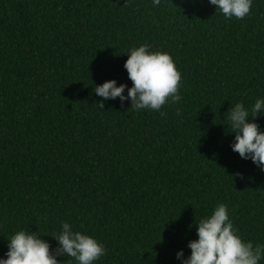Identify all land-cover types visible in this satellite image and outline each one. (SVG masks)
Instances as JSON below:
<instances>
[{
    "label": "trees",
    "instance_id": "16d2710c",
    "mask_svg": "<svg viewBox=\"0 0 264 264\" xmlns=\"http://www.w3.org/2000/svg\"><path fill=\"white\" fill-rule=\"evenodd\" d=\"M141 44L170 53L182 99L100 109L95 86L131 87L124 63ZM257 99L264 0L239 20L209 0H0V257L21 229L55 249L67 222L105 245L93 264H182L220 203L242 239L264 245V170L232 150L227 120Z\"/></svg>",
    "mask_w": 264,
    "mask_h": 264
},
{
    "label": "clouds",
    "instance_id": "9594fccd",
    "mask_svg": "<svg viewBox=\"0 0 264 264\" xmlns=\"http://www.w3.org/2000/svg\"><path fill=\"white\" fill-rule=\"evenodd\" d=\"M160 3L161 0H153L154 6ZM209 3L228 19H243L252 9V0H209ZM149 48L148 44H141L127 53L124 68L131 87L125 83L117 85L115 79L95 86L94 92L102 98L96 102L100 109L104 108L105 100L118 97L122 104L130 99V107L135 110L159 112L169 101L178 103L182 99L179 94L182 74L172 56L167 51H149ZM126 88L127 96L124 94ZM177 112L179 114V109ZM227 113L230 132L235 134L232 150L264 170V131L255 119L249 120V117L264 115V99L255 101L251 115L242 102L229 108ZM233 175L243 178L241 173ZM196 232L198 238L188 242L190 255L185 258L183 250L176 254L182 264H259L264 258V245L242 239L229 218L225 203L218 204L210 216L201 219ZM52 237L58 241L55 249L38 231L21 229L15 232L8 240L6 258L0 257V264H62L57 257L64 255L74 258L78 264H93L106 253L103 243L91 235L74 231L67 222L62 223V231Z\"/></svg>",
    "mask_w": 264,
    "mask_h": 264
}]
</instances>
